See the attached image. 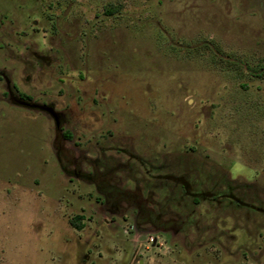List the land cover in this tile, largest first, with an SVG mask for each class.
<instances>
[{"label": "rangeland", "instance_id": "obj_1", "mask_svg": "<svg viewBox=\"0 0 264 264\" xmlns=\"http://www.w3.org/2000/svg\"><path fill=\"white\" fill-rule=\"evenodd\" d=\"M0 264H264V0H0Z\"/></svg>", "mask_w": 264, "mask_h": 264}, {"label": "flooded vegetation", "instance_id": "obj_2", "mask_svg": "<svg viewBox=\"0 0 264 264\" xmlns=\"http://www.w3.org/2000/svg\"><path fill=\"white\" fill-rule=\"evenodd\" d=\"M39 109H41V110H43L44 112L48 113V114L53 118V116H52L48 111H46V110L40 108V106H39ZM51 109H52V108H51ZM52 110H53V109H52ZM53 112H55V111L53 110ZM55 113H56V112H55ZM56 114H57V113H56ZM57 116H58V114H57ZM53 119H54V118H53ZM58 119H59V116H58ZM54 121H55V124H57V122H56L55 119H54ZM86 176L89 177V178H88L89 182H93L94 184H97V179L94 180L92 174H86ZM185 192H186V191H185Z\"/></svg>", "mask_w": 264, "mask_h": 264}, {"label": "water", "instance_id": "obj_3", "mask_svg": "<svg viewBox=\"0 0 264 264\" xmlns=\"http://www.w3.org/2000/svg\"><path fill=\"white\" fill-rule=\"evenodd\" d=\"M40 108L48 111L53 116V118L56 120V122L58 123V116H57V114L55 112H53L51 107H49V106H40Z\"/></svg>", "mask_w": 264, "mask_h": 264}]
</instances>
